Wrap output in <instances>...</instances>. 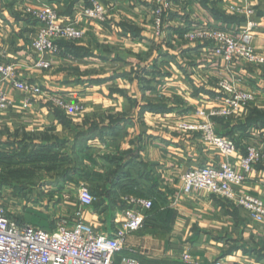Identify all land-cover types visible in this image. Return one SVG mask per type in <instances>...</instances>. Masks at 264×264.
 <instances>
[{
	"label": "crops",
	"instance_id": "0c3cea01",
	"mask_svg": "<svg viewBox=\"0 0 264 264\" xmlns=\"http://www.w3.org/2000/svg\"><path fill=\"white\" fill-rule=\"evenodd\" d=\"M101 1L110 8L107 21L82 18L84 39L62 43L57 54H44L51 63L45 70L35 66L40 57L32 43L39 24L25 7H51L66 25L82 15L89 0H0V60L16 64L21 79L41 89L24 107L25 94L4 85L13 106L0 111V157L22 139L31 148L44 141L53 152L77 154L83 172L74 173L60 191L68 195L81 185L89 188L96 202L83 211V219L101 233H113L115 216L130 206L128 199H153V213L141 230L127 235L118 263L135 258L142 264H264V221L250 219L243 209L205 191L187 195L181 181L188 169L226 161L243 173L245 147L264 152V66L195 61L204 49L194 45L159 47L162 38L153 33L155 0ZM204 2L206 8L193 0L189 4L195 10L182 15L174 1L171 45L177 40V27L214 22L241 30L264 17V0ZM177 15L185 16L178 24ZM254 35V45L264 54V32ZM150 50L155 57L164 54L157 65L138 59ZM167 54L175 60H166ZM235 78L242 79V89L255 91L257 100L230 119H211L217 134L238 143L239 152L226 157L201 133L185 131L182 125L210 121L199 113L208 115L221 105L218 80ZM57 99L84 109L67 111L57 106ZM49 187L55 192L53 185ZM236 191L264 202V159ZM74 209L64 217H71ZM187 253L191 263L183 260Z\"/></svg>",
	"mask_w": 264,
	"mask_h": 264
},
{
	"label": "built area",
	"instance_id": "2783aa9c",
	"mask_svg": "<svg viewBox=\"0 0 264 264\" xmlns=\"http://www.w3.org/2000/svg\"><path fill=\"white\" fill-rule=\"evenodd\" d=\"M174 1L155 0L154 15L157 19L154 28H156L157 36L163 35ZM109 10L110 8H107L101 0H89V5L83 10L81 16L63 25L59 21L57 11L51 7H25L26 13L39 24L32 43L33 50L40 57L35 66L49 69L51 63L43 59L44 54L59 53L61 42L83 40L84 32L79 27V21L84 18L97 23L104 22ZM260 21L264 23V17ZM259 26L258 22L249 23L246 30L235 33L222 30V27L218 25L206 24L188 29L182 38L190 42L215 43V47L209 51V54L214 58H220L227 65H231L238 57L256 67L264 66V54L255 50L251 44L255 29ZM240 39L242 41H239ZM4 85H10L25 94L24 107H29L34 95L41 93L39 87L21 79L16 64L0 60V111L9 110L13 106L12 99L4 91ZM220 88L222 89V95L219 98L221 105L214 108L208 115L199 113L202 117L210 118V121L199 125H182V129L201 133L204 140L217 148L222 155L232 157L239 152L236 139L217 134L211 119L234 117L256 102L257 93L253 90H238L228 81L223 82ZM56 102L63 105L59 100ZM263 159V149L252 145L246 146L240 163L243 173L237 171L236 166L228 161L218 165L188 169L181 176L182 190L187 195L194 191H205L219 196L243 209L250 219L263 222L264 202L252 195L239 194L236 191V188L246 181L247 174L252 172L255 165ZM76 192L78 207L72 216L61 217L51 229L26 222L21 223L14 219L5 205L0 202V264H142L135 258H125L118 263L117 257L125 250L127 235L143 228L154 206V200L128 199L130 206L115 216V230L111 234H105L87 224L83 219V211L94 206L96 197L85 185H81ZM183 260L191 263L192 256L187 253L183 256ZM213 264L224 263L216 261Z\"/></svg>",
	"mask_w": 264,
	"mask_h": 264
},
{
	"label": "rangeland",
	"instance_id": "374dc122",
	"mask_svg": "<svg viewBox=\"0 0 264 264\" xmlns=\"http://www.w3.org/2000/svg\"><path fill=\"white\" fill-rule=\"evenodd\" d=\"M189 3H193V0H181V2L177 0V14L183 13L182 15H185L186 13H192V11L195 10V7L193 6V4H189ZM200 3L204 6V8H206L204 0H200ZM154 9H156V3ZM154 12L155 11L153 10V13ZM182 15L181 16L177 15V24L180 23L178 22V19L180 17L182 18L185 17ZM168 18L169 19L167 21L166 28L163 31L164 35L158 36V38H162L161 39L162 42L159 47L164 45L166 46V48L174 50L180 46L185 47V46L194 45L195 47L198 48L202 47L204 49L201 52V54L199 53L197 54L195 61L200 62L204 60H209L217 63L222 62L220 58H214L209 54V51L215 47V43L210 41L190 42L182 38L183 34L188 29L196 28V27H191V24L187 26H183L182 28L177 27V29L180 31L175 36V38H177L175 44L171 45L169 41H173L174 37L171 33L172 30H170L172 25V20H170V14H168ZM156 19L157 16H155V20ZM106 21L100 22L99 24H104ZM253 22H258L260 25L257 29H255L257 32L258 31L264 32V23H261L260 20L249 21L247 25L241 30H235L227 27H222L221 29L235 33L241 32L248 28L249 23H253ZM206 24H211L215 26L217 25L214 22H208ZM206 24L201 23L198 26L200 27ZM153 31H154L153 33L156 35V28H154ZM239 41H242V39H240ZM78 42L80 41L61 42V43L72 44ZM177 43H179L178 46ZM251 44L255 50L261 52L256 48V46L253 43V40L251 41ZM150 47L152 48L153 52L154 51L156 52L157 49L155 46L151 45ZM152 50H150L151 52L149 54H143L138 58L140 59V63L157 65L159 60H162L161 57L164 56V54H160L157 57H155L156 55L155 53L152 52ZM182 52H184V50H182ZM179 54L181 56V52ZM166 60L174 61L175 59L170 58V54H167ZM186 60H192V59L186 57ZM234 66H245L252 68L256 67L255 65L245 62L238 57L233 61L231 65H229V67H234ZM147 77H154V76L148 75ZM238 80L241 81L242 79L235 78L231 80L229 79L218 80L217 90L220 93V97L222 95L221 94L222 89L220 88V85L223 82L228 81L238 90H242L241 87H243V83L238 82ZM57 100L61 101L63 105H59L56 102ZM57 100L54 101L57 104V106L64 108L67 111L79 112L84 109L79 104L76 103L71 104V103H67L66 101L63 102L60 99ZM68 107H73L78 110L75 109L70 110ZM63 153L67 154L69 152L68 151L62 152L61 150H58L57 152H53L50 148H47L45 146L44 141L39 143V145H37V148L35 147L31 148L27 139L25 140L22 139V142L17 148H12V149L9 148L7 154H4V156L0 157V168H1L0 202L5 205L8 212L14 219L22 223L26 222L29 224L43 226L51 229L55 227L57 221L61 217L67 214L66 213L67 210H69L70 208L74 209V206L78 205L77 192L72 191L67 195L60 191L61 185H63L66 180L70 181L69 174L77 167L78 164L77 159L70 161V163L66 161L65 163L61 164L60 158H62V155H65ZM51 185H53L55 192H53L54 190L52 189V187H49ZM98 201H102V200L98 198ZM119 203L122 202L120 201Z\"/></svg>",
	"mask_w": 264,
	"mask_h": 264
},
{
	"label": "trees",
	"instance_id": "16d2710c",
	"mask_svg": "<svg viewBox=\"0 0 264 264\" xmlns=\"http://www.w3.org/2000/svg\"><path fill=\"white\" fill-rule=\"evenodd\" d=\"M62 44V43H61ZM63 154H65V155H62V158H60L61 159V164L62 163H65L66 161L67 162H69L70 163V161H72V160H75V159H77L78 160V164H77V167L73 170V171H71L70 172V181H72V179H73V175H74V173H77V172H83V170L80 168V165H81V163H82V159H80V157L76 154L74 157L70 154V153H63ZM66 182H69V181H65L64 182V184L66 183ZM154 209H155V201H154V206H153V208H152V210L149 212V214H148V218H149V215H151L152 213H153V211H154ZM147 218V219H148ZM22 223V222H21Z\"/></svg>",
	"mask_w": 264,
	"mask_h": 264
}]
</instances>
